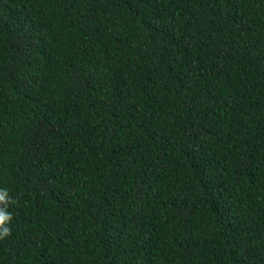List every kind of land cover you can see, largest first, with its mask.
<instances>
[{
	"label": "trees",
	"instance_id": "obj_1",
	"mask_svg": "<svg viewBox=\"0 0 264 264\" xmlns=\"http://www.w3.org/2000/svg\"><path fill=\"white\" fill-rule=\"evenodd\" d=\"M0 264H264V0H0Z\"/></svg>",
	"mask_w": 264,
	"mask_h": 264
},
{
	"label": "clouds",
	"instance_id": "obj_2",
	"mask_svg": "<svg viewBox=\"0 0 264 264\" xmlns=\"http://www.w3.org/2000/svg\"><path fill=\"white\" fill-rule=\"evenodd\" d=\"M14 201L9 196L7 189H0V240L11 234V229L7 226L13 219L8 206Z\"/></svg>",
	"mask_w": 264,
	"mask_h": 264
}]
</instances>
